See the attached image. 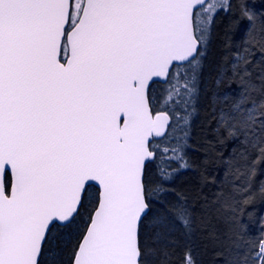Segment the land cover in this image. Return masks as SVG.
Masks as SVG:
<instances>
[{"label": "snow or ice", "instance_id": "obj_1", "mask_svg": "<svg viewBox=\"0 0 264 264\" xmlns=\"http://www.w3.org/2000/svg\"><path fill=\"white\" fill-rule=\"evenodd\" d=\"M229 7L0 0V264H147L149 233L158 239L177 223L191 231L180 197L171 209L153 207L165 204L158 194L167 190L145 180L146 162L155 158L150 138L165 135L173 118L189 124L212 14ZM240 11L254 19L245 4ZM247 43L232 65L239 91L213 102L222 105L218 130L242 136L262 163L264 68L254 78L248 65L254 47L264 55V36ZM174 62L184 63L182 76H172ZM170 77L165 110H154L150 82ZM163 151L184 159L179 146ZM248 244L229 264H264V232ZM184 264H195L190 252Z\"/></svg>", "mask_w": 264, "mask_h": 264}, {"label": "trees", "instance_id": "obj_2", "mask_svg": "<svg viewBox=\"0 0 264 264\" xmlns=\"http://www.w3.org/2000/svg\"><path fill=\"white\" fill-rule=\"evenodd\" d=\"M224 2L230 7L217 8L212 14L209 39L201 49L202 67L196 78L193 104L188 108L189 124L185 128L182 120H171L165 136L152 142L155 158L145 170L146 183H160L167 190L158 194L165 201L161 211L171 209L178 197L182 199L190 214L191 231L177 223L158 239L149 233L143 238L147 264H184L189 252L195 264H229L233 258L244 256L250 238L264 232V162L254 163L258 151L241 144L242 136L229 137L226 130H218L216 117L222 105L219 99L213 102L214 95L222 98L239 91V81L232 70L234 54L249 46L250 35L264 36V0H209L205 5ZM241 3L247 6L253 20L242 17ZM253 50L248 68L255 78L264 68L260 64L264 55L255 47ZM186 70L184 64L174 66L172 76H182ZM171 80L170 77L150 88L154 110H165L161 101ZM183 108V104L176 107L181 116L185 114ZM185 130L187 138L183 136ZM177 146L183 160L171 151H163ZM185 162L188 166L181 167ZM164 171L171 173L169 179H163ZM86 215L82 209V216Z\"/></svg>", "mask_w": 264, "mask_h": 264}, {"label": "water", "instance_id": "obj_3", "mask_svg": "<svg viewBox=\"0 0 264 264\" xmlns=\"http://www.w3.org/2000/svg\"><path fill=\"white\" fill-rule=\"evenodd\" d=\"M208 0H204V4L207 2ZM181 64H184L183 62H174V65L172 66V68L175 66V65H181ZM168 78H155V82H165ZM155 82H150V86H149V89L151 87V85ZM168 130V128H167ZM167 132V131H166ZM164 136V135H163ZM163 136H160V137H155V138H150V144L151 142L154 140V139H160L162 138ZM151 161V160H150ZM149 162H146V165L148 164Z\"/></svg>", "mask_w": 264, "mask_h": 264}, {"label": "rangeland", "instance_id": "obj_4", "mask_svg": "<svg viewBox=\"0 0 264 264\" xmlns=\"http://www.w3.org/2000/svg\"><path fill=\"white\" fill-rule=\"evenodd\" d=\"M206 6V5H205ZM154 208H159V209H162V206L161 204H155L153 205ZM156 212L152 213L153 215L155 214Z\"/></svg>", "mask_w": 264, "mask_h": 264}]
</instances>
